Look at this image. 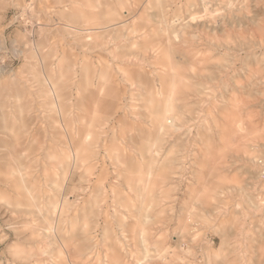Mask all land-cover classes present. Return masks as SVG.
Wrapping results in <instances>:
<instances>
[{
    "label": "rangeland",
    "instance_id": "obj_1",
    "mask_svg": "<svg viewBox=\"0 0 264 264\" xmlns=\"http://www.w3.org/2000/svg\"><path fill=\"white\" fill-rule=\"evenodd\" d=\"M0 264H264V0H0Z\"/></svg>",
    "mask_w": 264,
    "mask_h": 264
},
{
    "label": "bare ground",
    "instance_id": "obj_2",
    "mask_svg": "<svg viewBox=\"0 0 264 264\" xmlns=\"http://www.w3.org/2000/svg\"><path fill=\"white\" fill-rule=\"evenodd\" d=\"M181 4V3H180ZM232 7H233V5H232ZM236 7V6H235ZM195 21V20H194ZM242 32V31H241ZM245 35V34H244ZM251 35V34H250ZM88 38V37H87ZM242 38V37H241ZM208 40V39H207ZM170 44H172V43H170ZM170 44H169V48H170V50H169V52L171 51L172 53H170V54H174L173 52V50H172V46H170ZM173 57V56H172ZM180 57H181V55H180ZM174 58V57H173ZM184 59V58H183ZM175 60V59H174ZM173 60V61H174ZM121 61H124V59H122ZM178 62V61H177ZM172 66V65H171ZM174 69V68H173ZM131 83H134V85H139V84H137V82H134V81H132ZM171 94V93H170ZM132 97V96H131ZM158 97H159V95H158ZM170 97H172V94L171 95H169V97H168V100H167V102H166V108H165V112H164V115H165V117H167V116H170L172 113H173V111H174V106L173 105H171V99H170ZM134 112V111H133ZM136 112V114H135V117L136 118H138V119H141V114L138 112V111H135ZM201 115V114H200ZM109 116V115H108ZM155 117V120L152 118V120H151V122H154V127H155V129H159V131L160 130H162V129H164V125L163 124H157V123H155V122H159V121H161V118L160 117H158V115L157 116H154ZM112 118V117H111ZM165 119V118H164ZM97 126H101L102 125V123H97L96 124ZM93 127H96L95 126V124L94 125H92ZM242 126V125H241ZM151 129H153L154 130V128L152 127ZM240 129V128H239ZM96 131V130H95ZM95 131H93L92 130V128L89 130V131H87L86 133H85V135H84V137L82 138V141L79 143V145H78V147L77 148H74V166H76L77 168L79 167V168H81V170L83 171H86L89 167H93V165H91V163L89 162V159H91L92 157H95L96 156V153H98V151L95 149L96 148V146H97V144H98V137L99 136H97V132H95ZM93 132H95V134H94V136H92V133ZM102 132V131H101ZM158 133V132H157ZM149 134V133H148ZM150 135V134H149ZM157 136H159V135H156L155 137H153L152 138V136H149L147 139H149V143H148V145H147V148H146V150H144V149H142V148H139L138 149V157H139V161H143V162H146L145 161V153L147 152H149V154H148V159H150L151 158V153H152V151H153V145H154V143L156 142V140H157ZM101 138V137H100ZM122 138L124 139V141L127 143V142H129L130 141V139H129V137H125L124 136V134H122ZM256 139V138H255ZM23 141V140H22ZM29 142H31V141H29ZM28 142V143H29ZM55 146V145H54ZM101 145L100 144H98V147H100ZM61 149V148H60ZM59 149V150H60ZM16 155V154H15ZM21 155H22V153H21ZM18 157V156H17ZM128 157H133V154L131 153V152H127V151H125V152H122L121 154L119 153V152H117L115 155H114V162H112V163H114L116 166H121L122 164H124V165H126V160H127V158ZM68 158L71 160V154L70 153H68V152H64V154L63 155H61L60 157H59V159H58V161L60 162V163H63V168H64V173H65V176L67 175V173H68V171H69V162H70V160H68ZM128 162V161H127ZM19 164V167H18V172H21V175H23L22 174V167H23V165L21 164V162L20 163H18ZM122 167V166H121ZM143 167V166H142ZM124 170H126V167H122L121 169H117L116 171H115V174H114V178H115V183L116 184H118V183H120L121 182V185H124L125 183H126V181H125V179L123 178V173H122V171H124ZM95 172V171H94ZM90 174H93V172H91ZM69 176V175H68ZM102 178V176H98V179H101ZM122 180V181H121ZM117 187H115L114 185H112L111 186V189H112V191H113V193H115V192H118L119 191V189H116ZM129 192V191H128ZM116 194V193H115ZM46 198V197H45ZM96 202V200L95 199H93V201H91V200H89V199H87V200H85L84 201V206H83V209L84 210H89V212L88 213H86V214H90L91 213V215H93L92 214V212L93 211H95V210H97V208L96 209H94V210H92V207H93V205L94 204H96L95 203ZM258 202V201H257ZM149 208H150V206H149ZM156 208V207H155ZM244 209V208H243ZM147 210V209H146ZM96 213V212H95ZM85 214V215H86ZM95 215V214H94ZM91 217V216H90ZM93 217V216H92ZM125 219V218H124ZM142 220H143V218H142ZM91 226V225H90ZM90 228V227H89ZM205 228V227H204ZM92 229V228H91ZM141 243V242H140ZM59 245V244H58ZM140 246H141V244H140ZM156 252V251H155ZM162 252V251H161ZM156 254V253H155ZM63 259V258H62ZM66 259V258H65ZM65 259H63V261L65 260ZM61 260V259H60ZM60 262V261H59ZM66 262V261H65ZM57 263V262H56Z\"/></svg>",
    "mask_w": 264,
    "mask_h": 264
}]
</instances>
